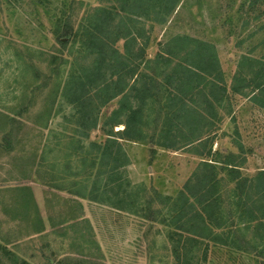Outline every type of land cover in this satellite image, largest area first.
Segmentation results:
<instances>
[{
	"label": "rangeland",
	"instance_id": "1",
	"mask_svg": "<svg viewBox=\"0 0 264 264\" xmlns=\"http://www.w3.org/2000/svg\"><path fill=\"white\" fill-rule=\"evenodd\" d=\"M72 1L0 0V263H12L15 255L29 264H185L182 257L176 259L169 229L158 223L163 216L158 215V222L143 219V201L135 207L126 202L129 192L138 188L147 190L139 193L140 199H148L153 190L161 196L177 195L199 159L186 149L119 139L127 155L124 164L98 180L95 175L108 168H100L98 159L82 158L93 154L91 141L105 139L100 125L116 100L103 108L97 129L81 138L82 150L70 106L53 94L45 98L56 87L54 80L46 86L44 78L51 69L50 53L62 48L56 24L66 9L76 23L99 2ZM242 3L247 9V0H181L167 22L152 27L148 57L162 54L156 52L157 42L170 36L204 39L214 44L230 84L242 54L264 53V43L257 42L264 37V14L261 19L241 18ZM50 97L52 112L47 114ZM12 118H20L21 125L13 127ZM238 144L246 150L245 170L264 168V111L248 98L239 99L235 122L228 117L221 122L213 149L235 151ZM96 185L100 196H81L96 192ZM159 204L154 199L152 211ZM201 249L195 250L196 262L187 259L190 264H264V258L254 254L214 246L201 261ZM6 250L13 252L12 259Z\"/></svg>",
	"mask_w": 264,
	"mask_h": 264
},
{
	"label": "trees",
	"instance_id": "2",
	"mask_svg": "<svg viewBox=\"0 0 264 264\" xmlns=\"http://www.w3.org/2000/svg\"><path fill=\"white\" fill-rule=\"evenodd\" d=\"M180 1L99 0L77 24L74 13L66 9L54 28L61 51L50 53L51 69L44 75L46 86L55 81L56 87L46 96L42 93L45 98L61 97L70 106L82 150V139L97 129L103 108L116 100L100 125L105 139L91 141L93 154L82 158L98 159L100 168H108L95 175L98 180L124 164L127 155L119 139L186 149L199 159L177 195L161 196L153 190L148 199H140L139 193L147 190L138 188L129 192L126 202L135 207L143 201V219L158 222V215L163 216L158 223L169 229L178 261L182 257L185 264L189 258L196 262V248H203L199 259L205 261L211 246L264 258V168L245 170L242 144L235 151L213 149L221 122L226 117L235 122L240 98L264 111V53L242 54L230 84L214 44L204 39L170 36L157 42L156 52L163 53L149 58L152 27L167 22ZM247 2V9L244 3L239 6V17L261 19L264 0ZM257 42L264 43V37ZM50 100L48 108L45 102L47 114L52 112ZM10 121L13 127L21 125L20 118ZM118 127L122 128L115 130ZM99 187L81 196L95 199ZM154 199L160 206L152 211ZM5 253L11 258L13 252ZM13 256L10 264H29Z\"/></svg>",
	"mask_w": 264,
	"mask_h": 264
}]
</instances>
